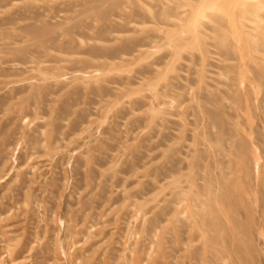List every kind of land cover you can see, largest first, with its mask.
<instances>
[{"label":"rangeland","instance_id":"obj_1","mask_svg":"<svg viewBox=\"0 0 264 264\" xmlns=\"http://www.w3.org/2000/svg\"><path fill=\"white\" fill-rule=\"evenodd\" d=\"M0 264H264V0H0Z\"/></svg>","mask_w":264,"mask_h":264}]
</instances>
